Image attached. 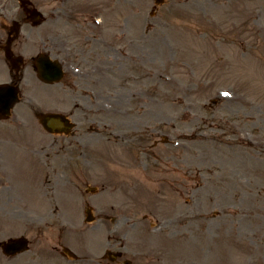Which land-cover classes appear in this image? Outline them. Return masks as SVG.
Instances as JSON below:
<instances>
[{"label":"rangeland","instance_id":"obj_1","mask_svg":"<svg viewBox=\"0 0 264 264\" xmlns=\"http://www.w3.org/2000/svg\"><path fill=\"white\" fill-rule=\"evenodd\" d=\"M33 1L48 20L29 26L26 58L55 55L60 36L78 64L100 54L106 68L41 86L26 71L16 118L0 121V241L25 235L30 250H0V264H68L60 244L73 264H107L105 250L264 264V0ZM53 107L72 135L38 124L34 111ZM77 155L76 173L100 191L89 223L53 175ZM40 186L57 189L54 201L33 199Z\"/></svg>","mask_w":264,"mask_h":264},{"label":"flooded vegetation","instance_id":"obj_2","mask_svg":"<svg viewBox=\"0 0 264 264\" xmlns=\"http://www.w3.org/2000/svg\"><path fill=\"white\" fill-rule=\"evenodd\" d=\"M22 7L18 10L17 14L14 9V4L11 6V3H5L3 0H0V77H7L10 81L18 82L22 79L24 69L26 67V60L21 57L22 53L25 51L27 38L30 34V30L28 28L29 23V15L30 10L35 7L32 0H22L19 2ZM17 5V4H16ZM18 6V5H17ZM16 14V20L18 24L13 27V20H15L14 15ZM46 19H44L45 21ZM19 27V28H18ZM56 45L58 53L62 57H68V48L66 47L65 40L60 37L56 36ZM8 50L9 55L5 52ZM16 57H20L21 64L16 66ZM84 57V55H82ZM99 76L101 75V71H98ZM73 74L78 75V77H84L87 75L86 71H79L76 69L75 61L73 58ZM87 78V77H86ZM84 79V81L86 80ZM136 163H140L137 160ZM68 183L71 184L72 191L71 195L73 196V202L76 203L77 200V176L73 174V178H70L66 175L65 179ZM80 200L88 204L89 199L87 196L80 195ZM73 221L76 219L73 217ZM124 259H129L130 262H135L136 264H147L145 262L140 263L134 256H130L129 258H122L121 261ZM120 261V262H121ZM120 264V263H119ZM134 264V263H133Z\"/></svg>","mask_w":264,"mask_h":264},{"label":"water","instance_id":"obj_3","mask_svg":"<svg viewBox=\"0 0 264 264\" xmlns=\"http://www.w3.org/2000/svg\"><path fill=\"white\" fill-rule=\"evenodd\" d=\"M50 63V62H49ZM9 98L1 103V112L2 115L5 116L7 115V113L9 112V108L12 106V104L17 100L16 98V92L15 90H12L10 92ZM41 121L45 124H50L49 126L46 125V127L50 130H53L51 126H53V123H60L61 121L66 123V119L64 118L63 115H61L60 113H46V114H41L40 115ZM26 240L24 238H18V239H13L10 240L7 243H1L2 244V248L3 251L6 254H13L15 252L18 251H24V249L26 248Z\"/></svg>","mask_w":264,"mask_h":264},{"label":"snow or ice","instance_id":"obj_4","mask_svg":"<svg viewBox=\"0 0 264 264\" xmlns=\"http://www.w3.org/2000/svg\"><path fill=\"white\" fill-rule=\"evenodd\" d=\"M225 95H227V93H225Z\"/></svg>","mask_w":264,"mask_h":264}]
</instances>
